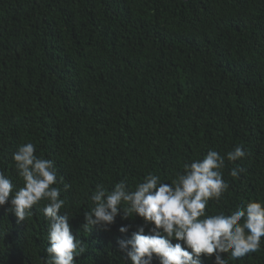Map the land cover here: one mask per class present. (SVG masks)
<instances>
[{
    "label": "trees",
    "instance_id": "16d2710c",
    "mask_svg": "<svg viewBox=\"0 0 264 264\" xmlns=\"http://www.w3.org/2000/svg\"><path fill=\"white\" fill-rule=\"evenodd\" d=\"M28 142L71 185L78 264H130L117 240L144 225L121 213L110 231L83 230L96 185L171 183L209 149L243 146L210 211L264 201V0H0V170L17 188L12 154ZM42 207L24 222L0 207V264H44ZM228 264H264V238Z\"/></svg>",
    "mask_w": 264,
    "mask_h": 264
},
{
    "label": "clouds",
    "instance_id": "9594fccd",
    "mask_svg": "<svg viewBox=\"0 0 264 264\" xmlns=\"http://www.w3.org/2000/svg\"><path fill=\"white\" fill-rule=\"evenodd\" d=\"M246 155L243 146L226 156L209 149L202 159L184 163L171 183L148 173L134 189L126 180L111 189L96 185L82 228L110 231L121 213L124 219L142 218L144 225L131 238L117 240L130 264H153L154 260L159 264H203V259L213 258L214 264H228L258 252L264 238V201L248 202L230 214L210 211V203H219L230 187L224 179L226 161L235 163ZM12 159L23 186L17 188L0 170V207L10 204L18 221L24 222L42 205L48 222L44 264H78L85 243L73 234L71 219L62 211L66 205L62 191L71 185L58 176L54 161L36 154L31 142L21 144ZM242 171L234 167L230 175L238 178ZM119 232L127 234L129 228L121 226Z\"/></svg>",
    "mask_w": 264,
    "mask_h": 264
}]
</instances>
